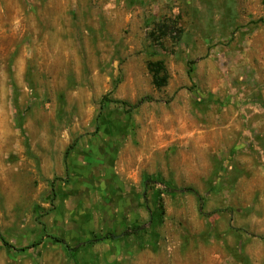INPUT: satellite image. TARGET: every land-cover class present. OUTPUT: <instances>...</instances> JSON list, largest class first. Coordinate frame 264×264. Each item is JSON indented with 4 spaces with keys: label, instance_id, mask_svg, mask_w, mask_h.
<instances>
[{
    "label": "rangeland",
    "instance_id": "obj_1",
    "mask_svg": "<svg viewBox=\"0 0 264 264\" xmlns=\"http://www.w3.org/2000/svg\"><path fill=\"white\" fill-rule=\"evenodd\" d=\"M146 177L178 191L158 236L53 239L147 225ZM0 237V264H264V0H0Z\"/></svg>",
    "mask_w": 264,
    "mask_h": 264
},
{
    "label": "trees",
    "instance_id": "obj_2",
    "mask_svg": "<svg viewBox=\"0 0 264 264\" xmlns=\"http://www.w3.org/2000/svg\"><path fill=\"white\" fill-rule=\"evenodd\" d=\"M154 34H158V36L154 37L156 40H162L164 38H173L178 39L180 34V29L178 28V24L175 21L168 20L162 23H158L155 25ZM154 36V35H153ZM149 70L153 75L154 85L157 88H164L168 84V73L164 62L157 61L153 62L149 65ZM73 150V147H70L67 154H70V151ZM161 185L164 189H157L156 185ZM149 185H151L150 188ZM144 187L146 188L145 193L143 195L145 199V208L150 214V219L147 225H136L133 227H129L128 225H124L121 229V233L119 236L111 235L110 233H106L105 235H96L86 239H82L81 243L74 247L73 249L66 243L63 239L53 238L59 244H65L66 247L73 252H79L82 248L88 249L95 244L104 242L110 239H117L120 241H127V246L130 245V240L140 244L139 242L144 240L148 235L158 236L159 229L163 224L164 218V205H163V195L176 196L178 194L177 189L172 187L170 184L165 183L160 178H150L146 177L144 181ZM184 192L191 193L197 196L201 208L203 207V198L202 196L193 189H188ZM151 193V194H150ZM1 241L5 246L11 249H15L9 242H7L3 237H0ZM43 244V240L34 244V247L40 246ZM142 245V244H141Z\"/></svg>",
    "mask_w": 264,
    "mask_h": 264
}]
</instances>
